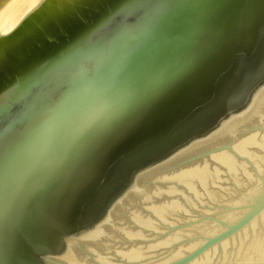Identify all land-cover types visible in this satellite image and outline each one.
I'll return each instance as SVG.
<instances>
[{"label": "water", "instance_id": "obj_1", "mask_svg": "<svg viewBox=\"0 0 264 264\" xmlns=\"http://www.w3.org/2000/svg\"><path fill=\"white\" fill-rule=\"evenodd\" d=\"M0 264H264V0H43L1 35Z\"/></svg>", "mask_w": 264, "mask_h": 264}, {"label": "bare ground", "instance_id": "obj_2", "mask_svg": "<svg viewBox=\"0 0 264 264\" xmlns=\"http://www.w3.org/2000/svg\"><path fill=\"white\" fill-rule=\"evenodd\" d=\"M43 0H9L0 9V36L10 33Z\"/></svg>", "mask_w": 264, "mask_h": 264}]
</instances>
